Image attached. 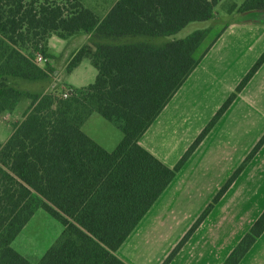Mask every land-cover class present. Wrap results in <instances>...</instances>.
<instances>
[{"label": "trees", "instance_id": "1", "mask_svg": "<svg viewBox=\"0 0 264 264\" xmlns=\"http://www.w3.org/2000/svg\"><path fill=\"white\" fill-rule=\"evenodd\" d=\"M221 0H118L104 18L77 0H0V114L30 100L23 120L0 143V264H32L13 242L42 209L65 228L64 239L38 264H125L116 255L191 155L264 64V54L241 81L174 168L140 144L171 99L197 68L208 30L154 46L146 43L85 45L66 67L85 59L97 70L94 83L63 92L21 90L19 82L46 83L52 36L79 33L110 40L171 37L193 22L213 18ZM230 10L263 11L264 0ZM105 40V39H104ZM43 90V89H42ZM97 113L123 132L108 152L87 136L83 123ZM264 145L260 139L164 264H170ZM264 233V212L223 264H240Z\"/></svg>", "mask_w": 264, "mask_h": 264}, {"label": "crops", "instance_id": "2", "mask_svg": "<svg viewBox=\"0 0 264 264\" xmlns=\"http://www.w3.org/2000/svg\"><path fill=\"white\" fill-rule=\"evenodd\" d=\"M245 1L221 0L213 18L201 22L204 27L195 32L209 31L197 53H205L201 62L139 140L145 150L169 168L178 164L190 143L264 54V10H230L229 5L240 7ZM52 39L48 53L55 63L67 51L69 39L58 48L50 45ZM80 48L68 54L66 65ZM96 77L97 70L85 59L68 73L66 82L69 88H82L94 83ZM29 101L23 99L14 113L20 112L22 105L28 109ZM84 133L108 152L114 151L124 137L113 150H107ZM263 136L264 64L115 255L125 264H161ZM154 145L173 148L175 157L161 158ZM263 212L264 145L171 264H223ZM240 264H264V233Z\"/></svg>", "mask_w": 264, "mask_h": 264}, {"label": "rangeland", "instance_id": "3", "mask_svg": "<svg viewBox=\"0 0 264 264\" xmlns=\"http://www.w3.org/2000/svg\"><path fill=\"white\" fill-rule=\"evenodd\" d=\"M79 1L85 7L89 8L98 16H100V18H102L111 10L113 5L118 0H79ZM225 20L227 19L225 18ZM203 27H204L203 23L193 22L189 24L186 28H184L182 32H180L179 35L175 37L178 39L186 38L189 35H191L193 32H195V30L202 29ZM52 37L54 38L50 43L52 47H56V48H58V46L61 47V44L64 43L65 41L57 36H52ZM175 37L137 36V37L114 39V40L104 38L105 39L104 40L101 38H96L93 34H78L72 38H68L69 40L66 39L69 41L68 49L65 52L67 53L66 54L67 56H65V53L63 52L61 57L58 58L57 61H55V63L51 60L52 57L50 56V52L48 53L49 51V45H48L47 53H46L48 54L47 55L48 62L40 65L45 70L52 71L51 78L48 82L39 83V84L19 82L18 87L23 91L30 90L31 92L34 93H38L46 90L59 91L65 93L70 89H72L69 88L70 86L66 82V76L68 75L66 71V67H67L66 64H67V57L69 56L68 54H71V52L74 51L78 46H81L82 48L85 45L93 46L96 43H106L113 45L146 43L154 46H161L170 42ZM26 111L27 108L22 105L20 108V112L18 111V113L0 114L1 144H4L8 140V138L11 136V134L14 131V127L23 120ZM83 129L84 132L95 138L107 150H113L117 146V144L121 141L123 136L122 130L120 129L119 126H117L116 124L110 121H107L99 114H93L92 117H89L85 122ZM198 137L199 136H197L190 143L188 149L183 153L182 157L194 144V142L197 140ZM154 147L155 149L158 150V154L161 158L163 157L166 160H169L172 157H175V153L171 152L173 148L168 149V148L159 147L157 145H154ZM65 233H66L65 228L59 221L54 219L44 210L40 209L35 213V215L27 224V226L15 239V241L13 242V248L21 255H23L25 258H27L32 264H36L41 260V258L45 255V253L48 251L50 247L59 244L64 239L63 236ZM178 244L172 249L171 253L178 246ZM169 255L166 257V259L163 260L161 264H164V262L167 260Z\"/></svg>", "mask_w": 264, "mask_h": 264}, {"label": "built area", "instance_id": "4", "mask_svg": "<svg viewBox=\"0 0 264 264\" xmlns=\"http://www.w3.org/2000/svg\"><path fill=\"white\" fill-rule=\"evenodd\" d=\"M36 62L41 65L43 63H47L48 62V58L45 57L44 55H42L40 52L36 53ZM73 90L70 89L69 91L63 93V97L67 98L69 96V93L72 92Z\"/></svg>", "mask_w": 264, "mask_h": 264}]
</instances>
